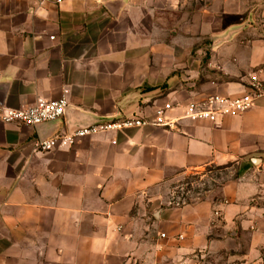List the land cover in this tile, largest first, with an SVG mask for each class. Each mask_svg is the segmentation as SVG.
Instances as JSON below:
<instances>
[{
	"label": "crops",
	"instance_id": "1",
	"mask_svg": "<svg viewBox=\"0 0 264 264\" xmlns=\"http://www.w3.org/2000/svg\"><path fill=\"white\" fill-rule=\"evenodd\" d=\"M108 1L0 0V107L66 98L113 121L152 120L171 103L176 127L41 153L34 127L0 120V264H264V99L217 125L183 119L191 101L264 80V38L222 49L216 79L186 92L174 33L167 44L150 13H128L127 0L115 17ZM225 166L217 194L177 204L166 192L178 173Z\"/></svg>",
	"mask_w": 264,
	"mask_h": 264
},
{
	"label": "rangeland",
	"instance_id": "2",
	"mask_svg": "<svg viewBox=\"0 0 264 264\" xmlns=\"http://www.w3.org/2000/svg\"><path fill=\"white\" fill-rule=\"evenodd\" d=\"M129 12L150 13L148 23L154 22L166 33L165 43L172 44V33L174 41L179 40L182 67L175 73L179 78L175 87L186 92L199 91L203 84L216 79L221 70L222 49L248 44L255 35L264 38V0H129ZM189 56L197 59L196 68L188 67ZM229 168L178 173L166 192L171 190L177 204L217 194L233 176Z\"/></svg>",
	"mask_w": 264,
	"mask_h": 264
},
{
	"label": "built area",
	"instance_id": "3",
	"mask_svg": "<svg viewBox=\"0 0 264 264\" xmlns=\"http://www.w3.org/2000/svg\"><path fill=\"white\" fill-rule=\"evenodd\" d=\"M68 0H39L40 5L46 3L60 6ZM264 99V80H253L247 90L235 97L211 96L202 100L191 101L185 106L183 119L190 122H210L219 124L227 117L239 116L250 111L257 101ZM69 107L66 98L58 101L39 100L25 109H5L0 107V120L5 124L16 123L34 127L35 125L63 119ZM177 105L166 104L159 108L152 120L148 118L116 119L88 129H83L69 135L58 133L51 139L41 142L37 140L36 150L48 153L59 148L70 147L76 139L104 132H120L132 128L146 126L174 129L178 119L171 120L167 115L177 108Z\"/></svg>",
	"mask_w": 264,
	"mask_h": 264
},
{
	"label": "water",
	"instance_id": "4",
	"mask_svg": "<svg viewBox=\"0 0 264 264\" xmlns=\"http://www.w3.org/2000/svg\"><path fill=\"white\" fill-rule=\"evenodd\" d=\"M127 0H112L104 4L106 9L115 17L123 9ZM109 122L108 120L89 112L68 107L64 119L46 122L43 124L35 125L34 128L38 134L41 142L51 139L61 129L62 125L66 126V131L69 135L83 129H88L92 126H97Z\"/></svg>",
	"mask_w": 264,
	"mask_h": 264
}]
</instances>
